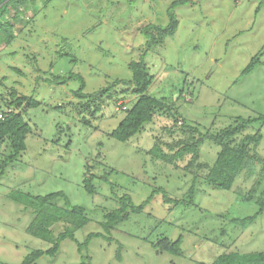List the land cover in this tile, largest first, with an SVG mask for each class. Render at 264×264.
I'll return each mask as SVG.
<instances>
[{
	"label": "rangeland",
	"instance_id": "obj_1",
	"mask_svg": "<svg viewBox=\"0 0 264 264\" xmlns=\"http://www.w3.org/2000/svg\"><path fill=\"white\" fill-rule=\"evenodd\" d=\"M174 1L19 0L17 38L0 46V92L8 102L14 93L41 104L26 116L32 128L27 149L4 166L12 147L8 139L0 140V264H22L33 250L50 248L27 232L32 209L9 197L15 191H62L72 204L87 207L90 219L76 232V241L65 240L54 256L31 264H211L223 252H264V211L247 226L231 221L253 215L264 197V122L252 123L233 140L263 135L258 147H251L253 175L243 171L225 191L206 185L207 169H201L193 204L188 203L193 174L183 167L189 157L175 167L150 153L157 139L182 136L183 125L216 134L240 118L264 115V0H186L173 10L176 33L144 56L143 30L152 20L167 25ZM262 50L253 71L243 74ZM142 57L154 76L149 93L174 102L178 122L173 127L167 114L156 113L138 134L119 141L111 132L125 116L119 103L130 106L135 98L131 89L113 88L118 94L103 97L102 108L90 113L75 95L81 80L72 76L83 78V92L90 95L117 78L129 79V62ZM7 109L0 103V112ZM219 150L206 141L201 162H214ZM87 164L97 176L94 194L84 187ZM157 188L172 202L156 193L142 212L129 208V217L110 233L103 228L122 196L138 205ZM251 189L255 195L245 201L242 194ZM93 232L105 237L93 238L88 250L80 251L78 243ZM180 235L182 256L159 254L152 245L160 237Z\"/></svg>",
	"mask_w": 264,
	"mask_h": 264
},
{
	"label": "trees",
	"instance_id": "obj_2",
	"mask_svg": "<svg viewBox=\"0 0 264 264\" xmlns=\"http://www.w3.org/2000/svg\"><path fill=\"white\" fill-rule=\"evenodd\" d=\"M184 3H186V0H176L172 3L168 11L170 19L167 25L150 24L145 27L143 34L147 37L148 42L146 41L147 46L143 55L149 49L164 43L167 37L176 33L179 22L173 10L177 5ZM18 4L19 0H0V46L11 44L17 38L18 33L17 31L15 32V25L22 20ZM13 8H16L14 13H12ZM262 52L263 50L251 59L249 64L243 69V74H249L253 71L260 62L259 55ZM128 65L132 72L129 79L117 78L112 83L90 95L83 92L85 87L83 78L81 76H72L80 78L82 83L80 89L75 93V95L84 100L81 105L87 108L90 113L98 112L102 108L103 97L112 98L116 96L115 94H118V91L113 93L112 89L122 85L127 89L130 88L135 98L132 100V104L124 110L125 116L123 119L111 132L114 138L119 141H128L131 137L138 134L146 123L153 122L156 113L167 114L172 119L173 127H175L179 113L174 102L169 103L166 99L157 98L149 93V89L154 82V76L150 73L144 57L130 61ZM10 96L12 100L8 102L6 95L0 92V103L5 102L8 108L3 111L4 118H0V140L8 139L12 147V154L7 157L3 166L7 161L16 160L27 149L26 139L32 128L26 116L30 109L41 104L33 96H17L14 93H11ZM16 108L21 109V111H17ZM83 121L87 122V119L84 118ZM237 121V123L235 122L216 134L211 132L203 133L196 126L183 125L181 131H179L182 136L173 137L171 141L167 142H163L160 139L155 141L156 143L150 153L166 163L179 167L177 163L179 161L185 162L189 157L183 166L188 173L193 174V183L188 190L189 204H193V198L198 190L199 176L197 171L201 169H207V174L204 177L206 185L225 191L232 190L243 171L247 170L249 176L253 175L254 168L252 166L255 163V157L251 155V150L258 147L263 135L258 132L244 136L238 143H234L233 140L252 123L256 121L264 122V115H260L257 118H240ZM206 141H212L220 147L216 159L212 163L201 162V148ZM96 177L91 166L87 164L84 187L91 194L96 192V187L94 186ZM156 193H162L166 203L172 202L169 193L162 188L155 189L144 202L138 205L129 196L124 195L120 200L121 207L106 215L107 221L102 224L103 228L110 233L116 224L121 221L124 222L129 217V208L134 213L142 212ZM254 195L255 189H251L243 193L242 197L249 202L252 201ZM9 197L15 202L22 203L25 207L32 209L33 219L27 227V232L50 244V248L47 250H33L22 264H31L44 255L54 256L65 240L76 241V232L84 228L90 221L87 215V207L80 204H72L68 196L62 191L52 192L47 195H30L15 191L11 192ZM61 200L63 203L59 204ZM177 202L180 203V201ZM258 205L259 210L253 215L243 218L233 217L231 221L242 226L253 223L258 215L264 211V197L259 201ZM97 237L105 236L101 232L89 233L84 242L78 243L79 250L81 251L83 248L88 250L92 239ZM183 243L184 239L180 235L176 239L160 237L152 245L159 254L170 253L174 256H182ZM118 253L120 256V247ZM197 264L206 263L197 261ZM211 264H264V252H223Z\"/></svg>",
	"mask_w": 264,
	"mask_h": 264
},
{
	"label": "built area",
	"instance_id": "obj_3",
	"mask_svg": "<svg viewBox=\"0 0 264 264\" xmlns=\"http://www.w3.org/2000/svg\"><path fill=\"white\" fill-rule=\"evenodd\" d=\"M119 106L123 109L126 110L127 109V105L125 103L120 102ZM0 118H4V113L0 112Z\"/></svg>",
	"mask_w": 264,
	"mask_h": 264
},
{
	"label": "crops",
	"instance_id": "obj_4",
	"mask_svg": "<svg viewBox=\"0 0 264 264\" xmlns=\"http://www.w3.org/2000/svg\"><path fill=\"white\" fill-rule=\"evenodd\" d=\"M177 6H178V5H177ZM177 6H176V7H177ZM168 15H169V14H168ZM175 15H176V14H175ZM176 17H177V16H176ZM168 19H170V17H169ZM177 19H178V18H177ZM154 21H155V20H152V21H151V22H149V23H150V24H152V23H153V24L159 25V23H155ZM178 22H179V21H178ZM145 40H146V39H145Z\"/></svg>",
	"mask_w": 264,
	"mask_h": 264
}]
</instances>
